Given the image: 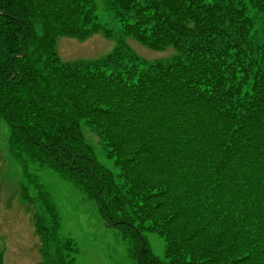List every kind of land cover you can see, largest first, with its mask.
Segmentation results:
<instances>
[{"label":"trees","instance_id":"obj_1","mask_svg":"<svg viewBox=\"0 0 264 264\" xmlns=\"http://www.w3.org/2000/svg\"><path fill=\"white\" fill-rule=\"evenodd\" d=\"M103 2L123 38L103 59L66 63L55 44L100 26L96 0H0V118L55 264L76 248L55 240L51 173L120 233L133 264H264V0ZM124 37L173 53L146 66Z\"/></svg>","mask_w":264,"mask_h":264},{"label":"rangeland","instance_id":"obj_2","mask_svg":"<svg viewBox=\"0 0 264 264\" xmlns=\"http://www.w3.org/2000/svg\"><path fill=\"white\" fill-rule=\"evenodd\" d=\"M96 1L100 26L85 37H59L55 45L61 61L76 63L103 59L123 38L106 4L103 0ZM108 27L111 31L105 33L103 30ZM38 30L40 33V26ZM124 40L131 53L147 61L146 66L173 53L170 49L165 52L152 50L133 39L124 37ZM254 40L261 41L260 33ZM81 130L86 142L95 149L97 159L110 165L97 132L86 124L81 125ZM7 134L8 125L0 119V264H55L50 235L44 230L48 218L42 213L34 189L24 181L20 164L8 150ZM41 182L48 189L59 215L55 240L59 237L60 243L67 241L71 252V244L75 245L72 264H133L128 245L120 233L105 225L95 206L75 187L53 173L43 176ZM34 226H40L41 232L37 228L34 230ZM145 236L152 252L161 256L164 248L161 236L156 233Z\"/></svg>","mask_w":264,"mask_h":264}]
</instances>
